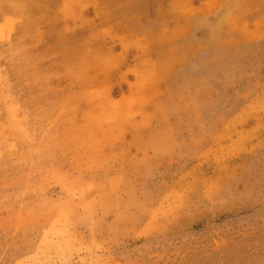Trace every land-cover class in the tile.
<instances>
[{"label":"rangeland","instance_id":"374dc122","mask_svg":"<svg viewBox=\"0 0 264 264\" xmlns=\"http://www.w3.org/2000/svg\"><path fill=\"white\" fill-rule=\"evenodd\" d=\"M41 27L0 42V264H264V40L162 49L143 105Z\"/></svg>","mask_w":264,"mask_h":264},{"label":"crops","instance_id":"0c3cea01","mask_svg":"<svg viewBox=\"0 0 264 264\" xmlns=\"http://www.w3.org/2000/svg\"><path fill=\"white\" fill-rule=\"evenodd\" d=\"M40 27L55 31L53 46L80 49L88 77L104 73L93 67L103 64L107 77L143 85L138 99L145 105L162 49L216 48L233 64L264 40V0H0V42Z\"/></svg>","mask_w":264,"mask_h":264}]
</instances>
